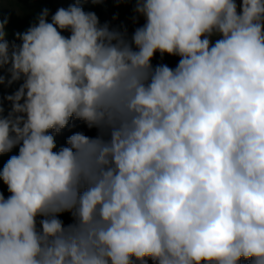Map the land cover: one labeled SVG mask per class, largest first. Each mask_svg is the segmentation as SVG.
I'll list each match as a JSON object with an SVG mask.
<instances>
[{
	"label": "clouds",
	"instance_id": "9594fccd",
	"mask_svg": "<svg viewBox=\"0 0 264 264\" xmlns=\"http://www.w3.org/2000/svg\"><path fill=\"white\" fill-rule=\"evenodd\" d=\"M134 12L130 37L81 0L42 9L20 44L0 22V85L23 81L0 103V155L18 147L0 264H264V0ZM73 120L97 135L57 150Z\"/></svg>",
	"mask_w": 264,
	"mask_h": 264
},
{
	"label": "rangeland",
	"instance_id": "374dc122",
	"mask_svg": "<svg viewBox=\"0 0 264 264\" xmlns=\"http://www.w3.org/2000/svg\"><path fill=\"white\" fill-rule=\"evenodd\" d=\"M237 2H239V5L241 0H237ZM74 3L75 0H0V19L11 24V13L7 12L6 9L10 11V9L18 7V9L22 10V12L20 13V15L22 16L19 17L18 20L30 27L33 23L36 22V9H41L42 7H50V12L52 15L58 8H67L70 4ZM90 3H92V1ZM114 6H117V9L115 11L111 13H106V9ZM134 8L135 0H124V2L121 3H118L117 0H101L100 3H92V9L86 12H94L99 18L101 25H103L104 23H108L110 28L119 29L121 31L126 28L130 37L134 30L137 27L142 26L145 22L143 17L137 16V14L134 12ZM134 17H136L135 21L133 19ZM27 29H21L20 31H16L9 28L6 31V38L10 44L13 42L16 44H20L21 42L16 39V33H24L25 31H27ZM63 34L66 36L69 35L68 32H64ZM178 60L179 57L168 55H165L163 58H161L159 53H157L152 63L153 65H156V62H158V64L164 63L174 68L178 63ZM22 82V80L19 82H15L11 86L0 85V103H2L4 107V115L6 111H10L11 109L10 102L4 99V97L13 94ZM75 132H82L90 137H94L97 135L96 129H88L83 122L73 120L70 121L68 127L63 129L61 133L56 135V143L58 144L57 148L59 149L61 146H65L67 138ZM11 153L12 155H17L18 149L13 150V152ZM2 168L3 165H0V170H2ZM0 192H2L5 197L9 195L7 191V186L3 184L2 180H0ZM60 218L64 221L65 225L72 222V218L68 213L63 214ZM149 264H151V261H149ZM241 264H249V262L246 260H242Z\"/></svg>",
	"mask_w": 264,
	"mask_h": 264
},
{
	"label": "trees",
	"instance_id": "16d2710c",
	"mask_svg": "<svg viewBox=\"0 0 264 264\" xmlns=\"http://www.w3.org/2000/svg\"><path fill=\"white\" fill-rule=\"evenodd\" d=\"M92 0H81V6L82 8L84 9V11H90L92 9V3H90ZM50 7H51V2H50ZM50 7H42L41 9H36L35 11V15L37 16L42 9L44 8H47L49 9V22H50V17H51V8ZM117 9V6L115 7H111V8H108L106 9V13H111L113 11H115ZM7 12L11 13L10 14V17L12 18V23L9 24L8 22L5 23V31H7L9 28L13 29V30H16V31H20L21 29H27L29 28L26 24H23L21 21L18 20L19 17H21L22 15H20V13L22 12V10L18 9L17 8H13V9H10V11H8V9H6ZM0 22H4L0 19ZM158 64V62H156ZM9 111V110H8ZM8 111H6L5 115H7ZM57 147H58V144H57ZM18 149L17 148H14L13 150H16ZM58 149V148H57ZM13 150L11 152H13ZM9 152L7 154H3V155H0V165H4L7 160L10 158V156H12V153Z\"/></svg>",
	"mask_w": 264,
	"mask_h": 264
},
{
	"label": "crops",
	"instance_id": "0c3cea01",
	"mask_svg": "<svg viewBox=\"0 0 264 264\" xmlns=\"http://www.w3.org/2000/svg\"><path fill=\"white\" fill-rule=\"evenodd\" d=\"M236 2H237V0H236ZM239 2H237V4H238Z\"/></svg>",
	"mask_w": 264,
	"mask_h": 264
}]
</instances>
